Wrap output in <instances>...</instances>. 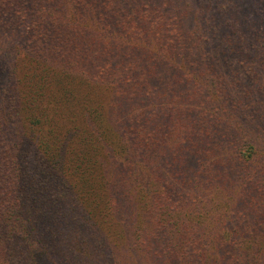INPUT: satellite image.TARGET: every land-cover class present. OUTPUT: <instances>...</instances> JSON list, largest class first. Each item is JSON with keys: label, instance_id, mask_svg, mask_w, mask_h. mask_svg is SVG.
<instances>
[{"label": "trees", "instance_id": "16d2710c", "mask_svg": "<svg viewBox=\"0 0 264 264\" xmlns=\"http://www.w3.org/2000/svg\"><path fill=\"white\" fill-rule=\"evenodd\" d=\"M0 264H264V0H0Z\"/></svg>", "mask_w": 264, "mask_h": 264}]
</instances>
